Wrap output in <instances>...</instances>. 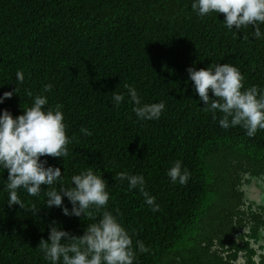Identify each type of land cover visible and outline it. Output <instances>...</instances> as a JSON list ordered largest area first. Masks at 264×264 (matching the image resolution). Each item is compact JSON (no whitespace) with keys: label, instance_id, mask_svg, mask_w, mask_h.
<instances>
[{"label":"trees","instance_id":"trees-1","mask_svg":"<svg viewBox=\"0 0 264 264\" xmlns=\"http://www.w3.org/2000/svg\"><path fill=\"white\" fill-rule=\"evenodd\" d=\"M191 2L0 0V95L18 89L0 109L15 118L38 94L47 96L45 107L62 105L72 138L69 156L42 159L61 168L64 187L91 166L103 174L110 195L106 208L93 210L94 218L48 209L46 186L38 196L18 190L25 207L10 208L3 181L7 170L0 173V264H49L37 246L47 240L52 220L80 236L103 211L129 233L134 264H189L195 262L191 251H205L200 244L208 215L201 212L209 213L234 192L228 158L264 157V130L250 138L240 126L221 128L222 113L203 110L185 70L228 63L244 76V88H264V36L254 38L251 26L229 31L222 13L198 17ZM258 26L264 33V24ZM17 71L24 73L22 84L16 83ZM46 84L53 86L51 92L42 91ZM126 84L137 90L142 104L165 103L158 120L137 119ZM113 91L125 94L118 107ZM81 128L92 134L83 135ZM177 160L191 173L184 185L166 175ZM121 171L144 177L158 211L138 189H129L127 180L116 179ZM137 241L149 251L140 253Z\"/></svg>","mask_w":264,"mask_h":264},{"label":"clouds","instance_id":"clouds-1","mask_svg":"<svg viewBox=\"0 0 264 264\" xmlns=\"http://www.w3.org/2000/svg\"><path fill=\"white\" fill-rule=\"evenodd\" d=\"M191 9L198 17L210 13L223 14V25L229 31L239 32L242 27L253 28L254 38L264 36L258 25L264 24V0H192ZM188 81L194 93L203 104V110L222 113L218 124L227 130L240 126L248 137H254L257 130H264V88L253 85L244 88V76L232 64H210L206 68L196 69L194 64L186 68ZM24 73L17 71V84L24 82ZM187 83V81H186ZM52 85H44L43 92H51ZM127 96L134 105L133 112L138 120H158L165 110L163 101L142 104L137 90L131 85H124ZM243 89V90H242ZM15 85L12 91L0 95V104L16 95ZM211 93V98L210 94ZM32 97V93H26ZM114 106L118 107L125 99V94L112 92ZM48 105V98L43 94L35 95L30 107L22 110V114L13 118L7 109H0V173L7 170L4 181L8 192L7 205L25 207L18 195V190L29 196H38L42 186L48 209L58 208L65 217H93V210L100 212L107 207L110 195L106 190L108 182L103 174L97 175L93 168H88L71 176V187L62 185L60 167L49 165L42 157L66 158L69 156L68 144L72 142L66 134V125L62 105ZM215 118V115H214ZM85 136L92 133L81 128ZM166 175L172 183L184 185L191 173L184 168L182 162L175 161ZM116 179L127 180L129 189H138L145 198V203L153 212L159 210L155 197L145 191V179L142 175H129L121 171ZM60 184L59 188L54 185ZM64 199L69 206H65ZM47 240L41 238L39 250L49 264H134L136 257L132 247V239L116 216L103 211L94 223L87 225L80 236L66 231L56 221L47 225ZM140 253L149 251L142 241H137Z\"/></svg>","mask_w":264,"mask_h":264},{"label":"flooded vegetation","instance_id":"flooded-vegetation-1","mask_svg":"<svg viewBox=\"0 0 264 264\" xmlns=\"http://www.w3.org/2000/svg\"><path fill=\"white\" fill-rule=\"evenodd\" d=\"M234 192L208 215L205 251H191L189 264H264V157L228 158ZM178 261H182L179 259Z\"/></svg>","mask_w":264,"mask_h":264}]
</instances>
